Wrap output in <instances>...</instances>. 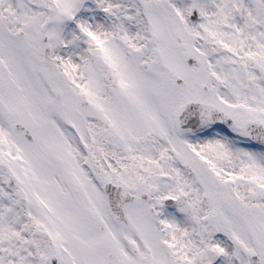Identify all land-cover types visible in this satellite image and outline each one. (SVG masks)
Listing matches in <instances>:
<instances>
[{
  "label": "snow or ice",
  "instance_id": "obj_1",
  "mask_svg": "<svg viewBox=\"0 0 264 264\" xmlns=\"http://www.w3.org/2000/svg\"><path fill=\"white\" fill-rule=\"evenodd\" d=\"M0 264H264V0H0Z\"/></svg>",
  "mask_w": 264,
  "mask_h": 264
}]
</instances>
